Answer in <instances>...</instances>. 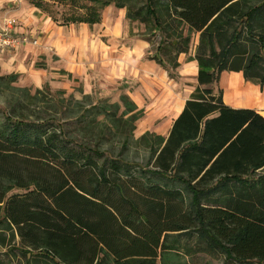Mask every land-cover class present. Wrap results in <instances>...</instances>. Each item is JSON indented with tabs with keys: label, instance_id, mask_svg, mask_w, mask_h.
I'll list each match as a JSON object with an SVG mask.
<instances>
[{
	"label": "trees",
	"instance_id": "1",
	"mask_svg": "<svg viewBox=\"0 0 264 264\" xmlns=\"http://www.w3.org/2000/svg\"><path fill=\"white\" fill-rule=\"evenodd\" d=\"M29 3L63 28L92 29L104 9H125L129 23L158 34V52L172 48L174 69L198 36L189 58L197 87L167 138L147 132L135 141L149 150L143 165L125 158L144 115L126 94L89 105L49 94L53 113L35 119L14 104L0 123V247L10 232L35 264H188L197 253L264 264V116L226 106L216 87L232 72L264 88V0ZM16 78L0 83L26 93L10 87Z\"/></svg>",
	"mask_w": 264,
	"mask_h": 264
},
{
	"label": "rangeland",
	"instance_id": "2",
	"mask_svg": "<svg viewBox=\"0 0 264 264\" xmlns=\"http://www.w3.org/2000/svg\"><path fill=\"white\" fill-rule=\"evenodd\" d=\"M29 1L30 0H14V3H16V5H14L13 7L14 10L19 9L24 5L27 8L33 9L34 7L29 3ZM58 11L59 14L57 16L60 15L62 10L59 9ZM125 12V9L119 10L111 5L101 12L102 20L100 24H97L92 29L88 28V26L87 28L83 29L87 32L90 40L106 44L113 48L112 53L115 54L114 57L117 58V61H119L116 62V65H125L124 69H127L129 65H131L132 67L134 66V60H132V57H134L135 59H140L142 57L143 61H151L153 63L156 62L155 60H152L154 59V57L158 59H164L169 62V64L166 65V68L161 67L159 64H157V62L156 64L159 65L161 71H163L162 73L164 74L165 82L169 84L172 83V81L176 82L178 83V85H180L182 90L186 85L192 87V89H195V87L197 86L196 81H181L182 77L178 76V73L180 72L181 65H183L184 63H189V58L194 56L193 54L195 46L198 43V36L192 37V43L188 54L180 55V57L177 59L179 67L177 69H174L172 68L173 62H170L171 60L175 59L174 51L172 50V48L170 47L163 52H158V46L160 44V38L158 34H150V29L141 23H129L126 20ZM35 16L41 19L40 21L41 23H43V27H47V29L50 30V37L52 39L56 38L59 41H64L65 39H68V35H70L69 33H71V35L73 36L75 35V31L77 33H80L82 30V27L80 26H70L69 28L58 27L56 24L52 23L50 18L42 12H40V14L38 13L32 15V17ZM10 19L12 18L5 17L3 22ZM56 27L58 28L56 29ZM53 29L57 32L54 33ZM139 41L148 44L146 53L140 52L138 49H136V45ZM49 60L51 61V64L53 63V67L55 66L56 68L60 69L59 64L56 63L57 59L55 58V56H50ZM120 62H123V64H121ZM34 67H42L44 70H48L47 60L40 57L34 64ZM196 71L197 70L188 69V72L192 74H196ZM58 73L63 77V79L60 80L62 81L61 84H63V86L61 87L60 85H56L54 87L52 84L46 83L45 85L48 86V89H46L45 85L36 87L29 74L22 75L19 74L16 70L13 71L11 74L17 75V78L16 81L10 85V87L21 90L27 89V92L22 93L21 91H17L15 89H8L0 83V123L5 121L4 116L6 115V113L11 111L14 104H18V107H16L15 111L16 114H21L23 116L28 115L32 119H35L37 117H44L46 116V114L51 115L53 111L50 109L51 103L49 101L51 96L49 94L55 95L58 92H64L63 95L59 93L58 95L65 99L71 98L75 101L85 102L86 105L93 104L95 102L94 100L98 98H105L108 104L120 103L119 97L124 94L123 88L119 86L110 87L109 91L104 92V94L102 89H100L99 87H95L92 89L90 86H93V80L91 79L89 70L87 71L88 76L85 77L84 75L83 81L81 80V78H74L71 75H66V73L62 72V70H59ZM0 76L9 75L5 74V72L0 68ZM143 77L145 79L143 83L138 80V83L136 81L132 83V88L136 90L135 95H133V97H130L129 94H127L130 99L135 102V104H138V110H142L144 115L141 120L135 123L136 130L133 132L132 142L129 147L128 153L125 156L128 161L130 160L142 165L146 164L150 159L149 150L143 145L135 143V141H137L140 137H142L143 134L147 132L152 134V131H154L156 125L159 124L165 118V116H174L176 112V110L170 103V101H173L172 98L174 97L173 95L175 92V88L173 90L165 88L164 86L163 88L162 85H157L156 83L154 84L153 82H151V80L145 75H143ZM86 95L90 96L89 100H84V97ZM99 120L101 121L102 118H99ZM94 134L93 138L98 135V131ZM88 138H92V134H90ZM122 140L123 138L118 137L115 138L114 142L112 143L114 144L112 150L114 154H117L120 151L122 146V144L120 143ZM102 150H111V147L110 145L105 144ZM15 193H22V191L15 190L10 193V195H15ZM1 229L2 226H0V232ZM5 233L6 242L4 246L0 247V261H10L11 264H26V260H30L32 261V264H35L33 262L34 259H36L35 256H24L18 250V236L11 240V233ZM38 261L40 262L39 264H44L43 261ZM186 263L223 264V258L219 255L211 256L207 254L202 255L197 253L189 255V257L186 258Z\"/></svg>",
	"mask_w": 264,
	"mask_h": 264
},
{
	"label": "crops",
	"instance_id": "3",
	"mask_svg": "<svg viewBox=\"0 0 264 264\" xmlns=\"http://www.w3.org/2000/svg\"><path fill=\"white\" fill-rule=\"evenodd\" d=\"M14 5H16L14 0H0V26L3 24L5 17H11L15 20L14 34L16 36H26L30 40H36L38 45L33 46L31 43H26L22 47L1 53L0 68L5 74L10 76L16 70L22 75L29 74L36 87L46 83H50L54 87L56 85L62 87L63 84H61L62 81L60 80L63 77L58 73L59 70H62L68 76L81 78L82 81L84 75L85 77L88 76L87 71L89 70L93 80V86H90L92 89L99 87L104 94V92L109 91L110 87L119 86L123 88V93L129 94L130 97H133L136 92L132 88V83L137 82V80L143 83L145 80L143 75H145L154 84L162 85V87L164 86L171 90L175 88L173 101H170L176 110L174 116H165L152 131V134H157L163 138L168 137L173 121L181 114L180 112L185 102L193 94L197 86L192 89V87L186 85L182 90L176 82L172 81L170 84L173 86L170 85L164 81V74L159 65L156 62L143 61L142 57L140 59L132 57L134 66L131 67L129 65L127 69H124L125 65H116V62L119 61L114 57L115 54L112 53L113 48L90 40L87 32L83 29L87 28L85 24L79 25L82 27L80 33L75 31L73 36L69 33L68 39L64 41H59L56 38L52 39L50 30L47 27H43L41 19L36 16L38 19L32 17V15L40 14L41 11L39 9H30L24 5L14 10ZM71 26L74 27V25ZM53 31L54 33L57 32L54 29ZM147 47L148 44L142 41H139L136 45V49L143 53H146ZM50 56H55L57 59L56 63L59 64L60 69L53 67V63L51 64L49 60ZM40 57L47 60L48 70H44L42 67H34ZM120 63L123 64V62ZM188 69L197 70L196 62L190 61L181 65L178 76L182 77L181 81L195 82L198 70L196 74H192L188 72ZM218 83L219 87L218 84L216 87L222 91L223 102L226 106L236 110L249 109L257 111L264 116V88L245 83L242 73H223ZM136 105L138 104L136 103Z\"/></svg>",
	"mask_w": 264,
	"mask_h": 264
},
{
	"label": "built area",
	"instance_id": "4",
	"mask_svg": "<svg viewBox=\"0 0 264 264\" xmlns=\"http://www.w3.org/2000/svg\"><path fill=\"white\" fill-rule=\"evenodd\" d=\"M15 22L13 19L5 20L0 26V54L22 47L26 43L37 46L36 40H30L26 36H16L13 32Z\"/></svg>",
	"mask_w": 264,
	"mask_h": 264
}]
</instances>
